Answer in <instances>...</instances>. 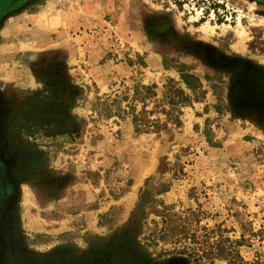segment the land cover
I'll list each match as a JSON object with an SVG mask.
<instances>
[{
	"label": "rangeland",
	"instance_id": "374dc122",
	"mask_svg": "<svg viewBox=\"0 0 264 264\" xmlns=\"http://www.w3.org/2000/svg\"><path fill=\"white\" fill-rule=\"evenodd\" d=\"M0 168V264H264V0H0Z\"/></svg>",
	"mask_w": 264,
	"mask_h": 264
},
{
	"label": "trees",
	"instance_id": "16d2710c",
	"mask_svg": "<svg viewBox=\"0 0 264 264\" xmlns=\"http://www.w3.org/2000/svg\"><path fill=\"white\" fill-rule=\"evenodd\" d=\"M189 78L190 77L184 76L183 80L186 83V85L191 86V83L189 82ZM239 246H241V242H238L237 240L233 242L232 247L229 248L228 251H223L222 247L219 246L217 256L222 259H225L227 261V264H263L261 261H259V259H256L252 262L245 261L240 255V251L238 250Z\"/></svg>",
	"mask_w": 264,
	"mask_h": 264
},
{
	"label": "flooded vegetation",
	"instance_id": "af4514ba",
	"mask_svg": "<svg viewBox=\"0 0 264 264\" xmlns=\"http://www.w3.org/2000/svg\"><path fill=\"white\" fill-rule=\"evenodd\" d=\"M6 175L5 172L0 168V209L3 207L4 200L6 199V194L2 193L6 190ZM1 213V210H0ZM0 236H1V224H0Z\"/></svg>",
	"mask_w": 264,
	"mask_h": 264
}]
</instances>
